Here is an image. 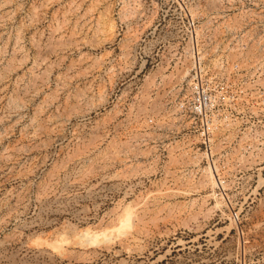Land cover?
Segmentation results:
<instances>
[{
    "label": "rangeland",
    "instance_id": "374dc122",
    "mask_svg": "<svg viewBox=\"0 0 264 264\" xmlns=\"http://www.w3.org/2000/svg\"><path fill=\"white\" fill-rule=\"evenodd\" d=\"M0 264H264V0H0Z\"/></svg>",
    "mask_w": 264,
    "mask_h": 264
},
{
    "label": "built area",
    "instance_id": "2783aa9c",
    "mask_svg": "<svg viewBox=\"0 0 264 264\" xmlns=\"http://www.w3.org/2000/svg\"><path fill=\"white\" fill-rule=\"evenodd\" d=\"M190 53L193 54L194 58L193 72L190 75V81L188 80L190 95L179 100L177 107H179L180 113L185 118L190 119L191 127L198 136L200 149H203L206 159L209 160L210 154H213L216 132L218 130L217 120L212 109L217 99H219V94L213 90V84L207 77L204 59L197 54L199 59L196 61L195 52Z\"/></svg>",
    "mask_w": 264,
    "mask_h": 264
},
{
    "label": "bare ground",
    "instance_id": "6f19581e",
    "mask_svg": "<svg viewBox=\"0 0 264 264\" xmlns=\"http://www.w3.org/2000/svg\"><path fill=\"white\" fill-rule=\"evenodd\" d=\"M112 25V27H111V29H114V23L113 24H110V26ZM193 72V69L191 70V73ZM191 73H190V75H191ZM190 81V80H189ZM190 89V84H188V82H187V89H186V95L184 96V98H186L187 96H189L190 94H189V90ZM179 108V107H178ZM218 132V131H217ZM217 132H216V134H217ZM214 151H215V147H213V153H214ZM211 168L213 167V165H211L210 166ZM211 168L209 169V168H205L208 172H210V174L212 175L213 173V170H215V172H216V175H217V177H218V179L220 180L222 177H224V174H223V172L221 171L220 172V169H219V167L216 165V164H214V169L213 170H211ZM206 171V172H207ZM207 176V175H206ZM210 176V175H209Z\"/></svg>",
    "mask_w": 264,
    "mask_h": 264
}]
</instances>
